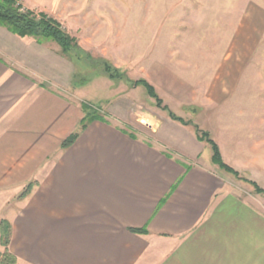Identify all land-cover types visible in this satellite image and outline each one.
<instances>
[{
    "label": "crops",
    "instance_id": "0c3cea01",
    "mask_svg": "<svg viewBox=\"0 0 264 264\" xmlns=\"http://www.w3.org/2000/svg\"><path fill=\"white\" fill-rule=\"evenodd\" d=\"M60 51L0 25V223L17 264H264L263 207L228 191L189 127L139 128L115 103L62 147L86 101Z\"/></svg>",
    "mask_w": 264,
    "mask_h": 264
},
{
    "label": "rangeland",
    "instance_id": "374dc122",
    "mask_svg": "<svg viewBox=\"0 0 264 264\" xmlns=\"http://www.w3.org/2000/svg\"><path fill=\"white\" fill-rule=\"evenodd\" d=\"M261 1L19 0L56 18L77 38L83 55L75 71L92 72V78L75 86L92 108L104 115L102 110L120 103L139 128L167 123V110L143 86L132 84L145 78L164 104L211 133L227 163L264 188ZM216 44L229 49L215 50ZM104 60L123 72V79L104 73ZM219 169L228 191L264 209V195L252 183Z\"/></svg>",
    "mask_w": 264,
    "mask_h": 264
},
{
    "label": "trees",
    "instance_id": "16d2710c",
    "mask_svg": "<svg viewBox=\"0 0 264 264\" xmlns=\"http://www.w3.org/2000/svg\"><path fill=\"white\" fill-rule=\"evenodd\" d=\"M0 25L9 29L12 33L21 37L33 38L39 43L56 42L61 47V54L69 58L76 67H79L78 61L81 60L82 51L79 47L78 40L65 30L60 21L56 18L49 16L45 12H35L33 9L25 8L19 0H0ZM75 52V53H74ZM88 64L90 65L91 58L87 54ZM85 59V58H84ZM82 61V60H81ZM96 63L92 62V65ZM104 73H107L110 78L118 80L123 79V72H119L117 68H113L107 61L102 63ZM90 72V71H89ZM92 72L85 75L84 72L75 74V85L83 84L85 81L91 80ZM82 74V75H81ZM134 86H143L148 95L156 100L159 107L167 110L169 117L185 126H194V131L199 141L207 143L212 149V161L220 169H223L229 173L234 174L236 177L249 181L255 187V191L264 195V188L257 182L243 176L239 170L231 166L224 159L220 144L211 136L208 130L200 128L197 124H193L192 121L186 120L174 112L168 105L164 104L162 97L159 95L155 85L145 78L133 80ZM85 117L81 122L79 131L71 134L62 143L63 148L72 146L77 140L81 130L87 128V126L94 120L108 121L106 117L100 113L97 109H94L90 104L85 103ZM37 182H31L18 196V199L23 200L27 198L33 191ZM135 233L145 234L148 231L144 229H132ZM0 244L3 246V250H0V264H17L18 257L11 251L10 245L12 240L13 225L8 219L1 220L0 223Z\"/></svg>",
    "mask_w": 264,
    "mask_h": 264
}]
</instances>
